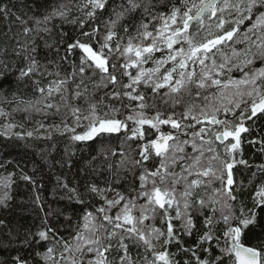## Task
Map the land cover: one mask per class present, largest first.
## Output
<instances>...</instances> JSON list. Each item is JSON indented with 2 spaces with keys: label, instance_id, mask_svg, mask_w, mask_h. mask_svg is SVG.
<instances>
[{
  "label": "snow or ice",
  "instance_id": "1",
  "mask_svg": "<svg viewBox=\"0 0 264 264\" xmlns=\"http://www.w3.org/2000/svg\"><path fill=\"white\" fill-rule=\"evenodd\" d=\"M79 9L88 22L105 15L108 19L103 20L104 32L99 25L89 31L85 20L79 22L80 35L87 39H76L66 49L78 55V65L73 63L64 78L43 84L40 78L60 73L41 65L35 39L31 47L20 45L15 51L22 61L15 68L16 79L30 80L38 96L5 100L14 102L13 112L25 113L26 120L33 114L61 115L60 124L37 120L25 131L23 124L9 122L0 136L50 140L56 132L87 142L123 132L137 142L139 158L121 151L113 174L118 176L123 168L133 176L134 186L126 195L107 182L103 188L85 185V192L103 203L95 214L83 216L75 244L62 240L49 225L26 236L22 246L44 242L45 251L35 253L42 264H264V239L255 244L249 239L252 228L264 220V179H250L251 190L245 195L246 186L234 172L237 164L247 165L237 154L244 134L251 131L248 122L264 118V0H82ZM68 11L61 6L36 19L35 31H50L40 25L52 17L65 18ZM0 14L7 17L10 10L0 7ZM133 14L141 16L139 23ZM16 20L27 25L19 16ZM125 20L128 23H121ZM118 25L126 41L115 31ZM32 31L23 28L25 36ZM237 44L245 47L238 49ZM89 70L99 76L94 90L111 85L109 99L133 102L122 105L128 109L123 120L119 109L108 106L101 114L97 103L89 102ZM77 74L80 79L70 91L69 76L75 81ZM81 99L86 107L73 103ZM10 115L0 107V117ZM17 127L22 131L14 132ZM257 168L264 176V165ZM22 179L31 178L25 174ZM2 186H10V177L3 178ZM63 187L70 199L84 202L77 189L67 183ZM108 193H113L111 198ZM8 199L5 192L0 205ZM194 235L189 243L186 238ZM0 264L29 260L18 254Z\"/></svg>",
  "mask_w": 264,
  "mask_h": 264
},
{
  "label": "trees",
  "instance_id": "2",
  "mask_svg": "<svg viewBox=\"0 0 264 264\" xmlns=\"http://www.w3.org/2000/svg\"><path fill=\"white\" fill-rule=\"evenodd\" d=\"M81 2L82 0H0V7H7L10 10L7 17L0 14V72L4 73L0 77V107L11 113L8 118L0 117V132L5 130L3 125L9 122L23 124L25 131L32 130L36 126L37 120H43L45 124H60L61 115L42 117L33 114L31 120H26L25 113L13 112V108L16 107L14 102L6 103L5 100H13L14 96L25 100L35 99L38 96L30 80L18 81L16 79L15 68L21 65L22 61L15 55V51L20 49V45L31 47V41L35 39L36 56L41 65L46 66L51 72L58 71L60 73L59 77L40 78L41 82L46 84L50 79H62L70 74L73 70V63L78 65V55L66 52V49L76 39H87L80 35L79 22L81 20H85V27L89 31L94 25H99L101 31H105L103 20H107L108 16H103L102 20L88 22L79 9ZM121 2L122 0H115L116 4ZM153 2L156 4L161 0H153ZM61 6H64L65 10L70 9L68 15L65 18L52 17L46 24L40 25L41 28L47 27L50 31L37 33L35 20H43L45 16H49ZM133 15H135V23H139L141 16ZM17 16L27 21V25H21L16 20ZM121 23H128V21L125 20ZM25 26L33 29L27 36L23 34ZM115 31L124 36L126 41L127 37L119 25ZM134 31L135 27L133 26L130 32L134 33ZM235 47L242 49L245 45L237 44ZM5 64L7 70L4 68ZM232 75L239 77L240 73L233 72ZM79 79V74L75 81H72L69 76L70 91L75 89V83ZM98 81L99 76H92L91 70L85 73V84L88 88L86 95L89 97V102H96L101 114L109 110L108 106L119 109L118 118L123 120L128 109L122 105L133 102L126 97L120 100L109 99L106 93L111 92L112 86L94 90V84ZM73 103L86 107L82 99L73 101ZM157 104L159 105V101ZM65 111L66 109L62 108L61 114ZM148 111L151 113L152 109H148ZM71 122L69 117V123ZM248 123L251 124V131L244 134L241 149L237 154V159L247 161V165L237 164L234 169L237 180H242L246 186L245 195H247V191L251 190V186L248 184L250 179H264L257 168L258 165H264V151L261 150V141H264V118L257 119L255 123ZM162 130L170 131L171 129L169 126H162ZM13 131L20 132L22 130L17 127ZM79 131L81 129L78 128L77 132ZM9 135L11 138L0 136V197L5 192L9 197L6 205H0V261L19 254L27 256L29 264H33V262L42 264L35 253L45 251V243L37 241L24 247L21 241L29 234L46 229L49 225L56 230L62 240L75 244L73 237L78 230H81L83 216L89 211L95 214L96 208L103 203L99 198H94L86 193L85 185L95 183L103 188L107 182L126 195L132 194L133 176L123 168L119 170L118 176L113 174L117 171L116 164L121 159L119 156L121 151L129 153L131 157L139 158L135 156L137 142L127 140L123 132L118 135L97 137L89 142L72 141L71 134L59 135L56 132H53L50 140L19 139L14 135ZM249 140L256 141V143H249ZM188 150L190 151V149ZM113 151L117 153L116 156L112 155ZM109 164L112 165L111 170L108 167ZM254 173L256 176H253ZM25 174L31 179H22ZM5 177H10L8 188L2 186V180ZM116 179L120 181L118 184L113 183ZM65 183L83 195V203L69 198L71 193L63 187ZM136 183L138 184V181ZM112 195L113 193H108L109 198ZM37 197H39V201H37ZM45 220L48 221V225H45ZM186 239L191 243L195 239V235ZM249 239L254 244L260 239H264V220L259 221L252 228ZM53 243L55 242L52 241L47 246H52ZM132 253L135 257V248L132 249ZM57 259H59V249H57Z\"/></svg>",
  "mask_w": 264,
  "mask_h": 264
},
{
  "label": "water",
  "instance_id": "3",
  "mask_svg": "<svg viewBox=\"0 0 264 264\" xmlns=\"http://www.w3.org/2000/svg\"><path fill=\"white\" fill-rule=\"evenodd\" d=\"M113 135H117V134H113ZM95 140V139H94ZM93 141V140H92ZM87 142H89V141H87Z\"/></svg>",
  "mask_w": 264,
  "mask_h": 264
}]
</instances>
